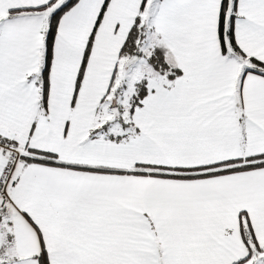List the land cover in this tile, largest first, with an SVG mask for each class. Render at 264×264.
Instances as JSON below:
<instances>
[{
    "label": "snow or ice",
    "instance_id": "snow-or-ice-1",
    "mask_svg": "<svg viewBox=\"0 0 264 264\" xmlns=\"http://www.w3.org/2000/svg\"><path fill=\"white\" fill-rule=\"evenodd\" d=\"M0 264H264V0H0Z\"/></svg>",
    "mask_w": 264,
    "mask_h": 264
}]
</instances>
